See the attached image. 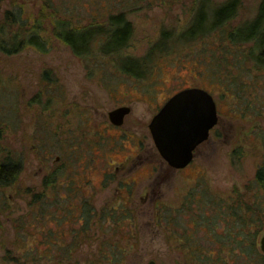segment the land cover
<instances>
[{"label": "rangeland", "instance_id": "374dc122", "mask_svg": "<svg viewBox=\"0 0 264 264\" xmlns=\"http://www.w3.org/2000/svg\"><path fill=\"white\" fill-rule=\"evenodd\" d=\"M257 1L242 0L237 18L252 16ZM195 2L54 0L61 18L77 25L88 22L97 9L103 19L123 9L133 34L122 53L137 58L149 52L162 31L181 32ZM13 5H21L31 21L38 19L49 30L52 9L45 8L42 0H2L0 16ZM49 41L45 52L33 47L13 54L0 52V160L8 157L21 168L18 182L0 187V264H16L12 257L25 247L53 248L55 236L49 237V230L63 232L62 244L70 242L72 231L84 222L76 219L83 202L92 213L75 246L77 252L69 260L43 258L27 264H84L108 238L125 248L124 264H146L149 259L190 264L179 238L183 231L179 216L186 214L174 213L176 234L158 222L156 214L164 206L176 211L188 201L189 192L197 197L203 188L218 199H229L234 186L252 195L254 191L245 192V186L253 182L261 161L264 114L240 115L242 98L226 95L212 80L205 62L208 56L202 58L200 53L210 40L172 41L169 47L154 50L140 77L121 71L108 56L83 60L60 40L49 36ZM217 43L214 40L210 46ZM94 65L99 70H93ZM258 82L264 84V78ZM189 86L203 87L213 95L218 121L195 148L191 162L175 169L159 154L148 123L172 94ZM251 94L264 100V90L258 86ZM120 105H128L130 111L116 125L108 112ZM238 147L239 158L233 156ZM56 170L63 182L59 191L63 210L51 208L48 216L34 217L40 206L30 202L32 194L42 191L44 177ZM67 177L74 179L71 186ZM106 211L107 219L102 216ZM121 211L128 216L115 229L112 218Z\"/></svg>", "mask_w": 264, "mask_h": 264}, {"label": "trees", "instance_id": "16d2710c", "mask_svg": "<svg viewBox=\"0 0 264 264\" xmlns=\"http://www.w3.org/2000/svg\"><path fill=\"white\" fill-rule=\"evenodd\" d=\"M2 0H0L1 2ZM45 8H51L49 30L42 21L30 20L23 12L21 5L5 8L0 16V52L13 54L27 47H33L45 52L49 49V36L66 44L71 51L83 60L110 57L117 67L130 75L142 76L147 71L149 60L154 50L169 47L170 42H189L198 39L210 40L211 44L203 45L200 50L202 58L206 59L212 80L222 86L226 95L236 94L242 98V109H237L240 115L264 114V100L251 94L253 88L264 84L258 82L264 78V0H258L255 13L248 18H237L242 7V0H196L192 15L183 30L175 35L166 31L161 32L160 38L155 42L149 52L142 58L123 55L122 51L128 46L133 34L132 22L123 9L110 12L103 17L91 13L85 24L77 25L68 17H62L60 9L54 0H42ZM128 0H119L125 4ZM109 11V10H108ZM48 32V34H47ZM217 40L218 46L211 47ZM204 56V57H203ZM204 59V60H205ZM97 65V64H96ZM93 66V70L99 66ZM254 71V75L252 74ZM48 73H43L47 77ZM256 98V101L254 100ZM257 102V104H256ZM236 112V113H237ZM258 136V132L256 133ZM262 139L263 152L261 161L256 168L254 180L247 184L246 191H254L252 195L242 193L237 186L233 187V195L229 199L215 198L206 188L201 190L200 196L194 191L189 192L188 201L173 211L164 206L156 214V220L164 223L171 234H176L175 212L186 215L179 216V224L183 228L179 238L185 248L190 264H264V254L257 244V238L264 229V133L259 132ZM242 154L241 148H235L233 156L237 158ZM20 166L10 158L0 160V187L10 186L18 182ZM61 171H51L43 179L42 191H35L30 202L39 204V217L51 214L52 209L63 210L62 199L59 195L61 189ZM72 184L73 178H66ZM67 185V184H66ZM71 188V187H70ZM71 194V193H69ZM209 196V197H207ZM205 199H200V198ZM48 202V203H47ZM52 208V209H51ZM91 206L83 202L82 211L77 221L84 219L79 229L72 231V239L64 245L61 238L63 232L49 230V237L55 236L54 247L40 249L36 246L17 250V256L12 257L16 264L48 258L57 261L69 260L75 254L78 239L85 234L88 228ZM72 214V208H67ZM115 210V208H113ZM33 212V211H32ZM47 215L45 216V214ZM106 213L102 216L107 219ZM112 218L115 229L118 223L128 216L125 211ZM54 217V216H53ZM113 217V216H112ZM61 220L59 217L57 218ZM200 233V235H199ZM202 233V234H201ZM98 247L97 252L84 262V264H124L125 248L120 246L113 238ZM108 244V248H103ZM146 264H159L149 259ZM181 264V263H178Z\"/></svg>", "mask_w": 264, "mask_h": 264}, {"label": "water", "instance_id": "95a60500", "mask_svg": "<svg viewBox=\"0 0 264 264\" xmlns=\"http://www.w3.org/2000/svg\"><path fill=\"white\" fill-rule=\"evenodd\" d=\"M130 111L120 105L108 112L112 123L120 125ZM218 121L213 95L200 86L184 87L172 94L148 123L154 144L169 166L183 168L191 162L195 148L207 139ZM264 254V230L259 237Z\"/></svg>", "mask_w": 264, "mask_h": 264}, {"label": "flooded vegetation", "instance_id": "af4514ba", "mask_svg": "<svg viewBox=\"0 0 264 264\" xmlns=\"http://www.w3.org/2000/svg\"><path fill=\"white\" fill-rule=\"evenodd\" d=\"M74 180V179H73Z\"/></svg>", "mask_w": 264, "mask_h": 264}]
</instances>
